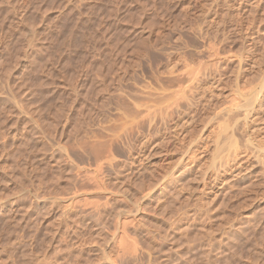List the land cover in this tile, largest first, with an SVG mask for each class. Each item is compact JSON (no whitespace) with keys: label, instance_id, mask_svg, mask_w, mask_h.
Segmentation results:
<instances>
[{"label":"rangeland","instance_id":"rangeland-1","mask_svg":"<svg viewBox=\"0 0 264 264\" xmlns=\"http://www.w3.org/2000/svg\"><path fill=\"white\" fill-rule=\"evenodd\" d=\"M262 95L264 0H0V264H264Z\"/></svg>","mask_w":264,"mask_h":264},{"label":"bare ground","instance_id":"bare-ground-1","mask_svg":"<svg viewBox=\"0 0 264 264\" xmlns=\"http://www.w3.org/2000/svg\"><path fill=\"white\" fill-rule=\"evenodd\" d=\"M223 3H224V2H223ZM225 3H226V2H225ZM226 4H227V3H226ZM224 7H226V6H224ZM227 9H228V8H227ZM208 10H209V9H208ZM216 13H217V12H216ZM222 13H223V12H222ZM227 13H229V12H227ZM217 14H218V13H217ZM225 15H226V14H225ZM226 17H227V16H226ZM230 17H231V16H230ZM205 20H206V19H205ZM212 21H213V20H212ZM215 21H216V20H215ZM203 22H204V20H203ZM205 22H206V21H205ZM205 22H204V24H205ZM233 22H235V21H233ZM214 23H215V22H214ZM219 23H220V22H219ZM223 23H224V22H223ZM223 23H222V24H223ZM215 24H216V23H215ZM205 25H206V24H205ZM236 25H237V24H236ZM209 27H210V26H209ZM209 27H208V28H209ZM219 27H220V26H219ZM217 28H218V27H217ZM217 28H216V30H217ZM213 29H214V28H213ZM209 31H211V30H209ZM205 32H206V31H205ZM207 32H208V31H207ZM200 33H201V32H200ZM206 34H207V33H206ZM201 35H202V34H201ZM204 35H205V34H204ZM213 36H214V35H213ZM203 37H204V36H203ZM208 38H209V37H208ZM210 38H211V37H210ZM174 39H175V38H174ZM202 39H203V38H202ZM175 40H176V39H175ZM205 40H206V39H205ZM206 41H207V40H206ZM212 41H213V40H212ZM217 41H218V40H217ZM174 42H175V41H174ZM176 42H177V41H176ZM208 42H209V41H208ZM214 43H215V42H214ZM218 43H220V42H218ZM210 44H211V43H210ZM216 44H217V43H216ZM221 44H222V43H220V45H221ZM172 45H173V44H172ZM205 46H206V45H205ZM170 47H171V46H170ZM173 47H174V46H173ZM182 47H183V46H182ZM221 48H222V47H221ZM172 49H173V48H172ZM178 49H179V48H178ZM183 50H184V49H183ZM209 50H210V54H211L212 56H217L216 50H215V48L213 47V45H210V49H209ZM170 51H171V49H170ZM175 51H176V50H175ZM187 51H188V50H187ZM225 51H226V50H225ZM173 52H174V50H173ZM178 52H179V51H178ZM202 52H203V51H202ZM228 52H229V51H228ZM228 52H227V53H228ZM141 53H142V52H141ZM162 53H163V52H162ZM168 53H169V52H168ZM142 54H143V53H142ZM169 54H170V53H169ZM169 54H167V55H169ZM186 54H187V53H186ZM202 54H203V53H202ZM228 54H229V53H228ZM187 55H188V54H187ZM170 56H171V55H170ZM176 56H177V55H176ZM200 56H201V55H200ZM200 56H199V57H200ZM168 57H169V56H168ZM195 57H196V56H195ZM217 57H218V56H217ZM220 57H221V56H220ZM175 58H176V57H175ZM189 58H190V57H189ZM214 58H215V57H214ZM169 59H170V57H169ZM194 59H195V58H194ZM216 59H217V58H216ZM173 60H174V59H173ZM173 60H172V61H173ZM177 60H178V58H177ZM181 60H182V59H181ZM188 60H189V59H187V62H188ZM196 60H199V59H196ZM202 60H203V59H202ZM190 61H191V60H190ZM200 61H201V57H200ZM215 61H216V60H215ZM219 61H220V60H219ZM175 62H177V61H175ZM193 62H194V61H193ZM193 62H192V64H194ZM190 63H191V62H190ZM195 63H196V62H195ZM199 63H200V62H199ZM202 63H203V62H202ZM206 63H207V62H206ZM206 63H205V64H206ZM188 64H189V63H188ZM173 65H174V64H172V66H173ZM177 65H178V64H177ZM177 65L175 64V65L173 66V68H176L175 66H177ZM184 65H185V64H184ZM200 65H201V64H200ZM188 66H189V65H187V67H185V69L182 68L183 71H182V74H181V76H182L181 79H179L180 76L178 77V75H176V76L178 77V80H176V81H178L177 83H179V84L181 85V86H180L179 84L177 85V83L175 84L177 87L180 86L179 89H181V90H180L179 93L182 92V93L184 94L188 88H189L188 92L191 91L190 88L192 89V88L194 87V86H191V84L193 85V82H194V84H196V83H195V82L197 81L196 79L200 76V73H201V76H202V71H201V70H202L203 68H200L198 63L196 64V66H197L198 68H196V66L193 68V65H192L191 67H190V66L188 67ZM201 66H202V65H201ZM179 68H180V65H179ZM199 68H200L201 70H199ZM217 68H218V67H217ZM205 69H206V68H205ZM218 69H219V68H218ZM171 70H172V69H171ZM213 70H214V69H213ZM221 70H222V69H221ZM174 71L176 72L177 70H174ZM180 71H181V70H180ZM200 71H201V72H200ZM204 71H207V70H204ZM208 71H209V70H208ZM208 71H207V72H208ZM169 72H170V71H169ZM171 72H172V71H171ZM178 72H179V70H178ZM215 72H216V71H215ZM215 72H214V73H215ZM172 73H173V72H172ZM180 73H181V72H180ZM180 73H179V74H180ZM209 73H210V71H209ZM225 73H226V72H225ZM225 73H224V74H225ZM168 74H169V73H168ZM173 74H174V73H173ZM173 74H172V75H173ZM203 74H204V73H203ZM216 74H217V73H216ZM219 74H220V73H219ZM219 74H218V75H219ZM221 74H222V73H221ZM174 75H175V74H174ZM207 75H208V74H207ZM209 75H210V74H209ZM209 75H208V76H209ZM211 75H212V74H211ZM220 76H221V75H220ZM177 77H174V78H177ZM203 77L206 78L207 76H206V77L203 76ZM208 78H209V77H208ZM211 78H212V76H211ZM211 78H210V79H211ZM216 78H217V77H216ZM201 79H202V78L200 77V80H201ZM161 80H162V79H161ZM168 80H169V79H168ZM174 80H175V79H174ZM174 80H173V81H174ZM194 80H196V81H194ZM198 80H199V79H198ZM203 80H204V79H203ZM218 80H219V79H218ZM173 81H171V83H172ZM176 81H175V82H176ZM206 81H207V80H206ZM168 82H169V81H168ZM202 82H203V81H202ZM210 82H211V81H210ZM210 82H209V83H210ZM169 83H170V82H169ZM212 83H213V82H212ZM216 83H217V82H216ZM197 84H198V83H197ZM171 85H172V84H171ZM198 85H199V84H198ZM211 85H212V84H211ZM217 85H218V84H217ZM161 87H162V86H161ZM164 87H166V86H164ZM177 87H176V88H177ZM246 87H247V86H246ZM262 87H263V86H262ZM171 88H172V87H171ZM194 88H195V87H194ZM194 88H193V89H194ZM247 88L249 89V87H247ZM172 89H175V88H172ZM245 89H246V88H245ZM249 90H250V89H249ZM243 91H244V92H243ZM243 91H242V92H243V94H244V93H245V90H243ZM174 92H175V91H173V94H175V96H178V95H176V94H179V93H177V92L174 93ZM247 92H248V91H247ZM173 94H172V95H173ZM183 94H182V97H185V98H186V96H185L186 94H184V96H183ZM246 94H247V93H246ZM189 95H191V94H189ZM252 95H253V94H252ZM252 95H251V96H252ZM255 95H256V98H255ZM248 96H250V95L248 94ZM262 96H263V97H262V98H263V103L260 105V108H263V107H264V95H262ZM178 97H179V96H178ZM258 98H259V96H257V94L255 93L254 96H252L250 99H248L247 104H245L244 102H242V105H240L241 103H240V104H237V105L235 104L234 107H237V108H239V109H240V108H245V109L248 108L247 110H250L251 108H249V106L251 107V106L253 105V103H255L254 101L258 100ZM262 98H261V100H262ZM182 99H184V98H182ZM257 103H258V102H257ZM232 105H233V104H232ZM232 107H233V106H232ZM257 108H258V106H257ZM258 109H259V108H258ZM228 110H229V112H230V109H228ZM231 110H232V109H231ZM250 114H251V113H250ZM181 123H182V122H181ZM185 123H186V122H185ZM179 124H180V123H179ZM177 126H178V125H177ZM179 127H180V126H179ZM182 127H183V126H182ZM100 167H101V165H100ZM98 169H100V171L102 170V168H97V170H98ZM100 171H98V175H99V172H100ZM92 172H93V171H92ZM101 172H102V171H101ZM88 173H89V172H88ZM90 174H91V172H90ZM100 174H101V173H100ZM99 178H100V177H99ZM100 179H101V178H100ZM98 180H99V179H98ZM101 183H102V180H101Z\"/></svg>","mask_w":264,"mask_h":264}]
</instances>
